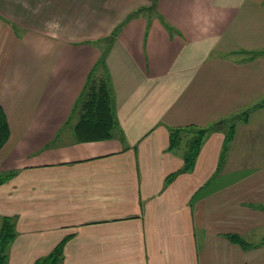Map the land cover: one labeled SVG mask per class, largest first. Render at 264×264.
<instances>
[{"label":"crops","instance_id":"crops-1","mask_svg":"<svg viewBox=\"0 0 264 264\" xmlns=\"http://www.w3.org/2000/svg\"><path fill=\"white\" fill-rule=\"evenodd\" d=\"M108 1L0 0L7 264H264V0ZM92 81L110 139L76 133Z\"/></svg>","mask_w":264,"mask_h":264},{"label":"trees","instance_id":"trees-1","mask_svg":"<svg viewBox=\"0 0 264 264\" xmlns=\"http://www.w3.org/2000/svg\"><path fill=\"white\" fill-rule=\"evenodd\" d=\"M77 104V103H76ZM84 114L76 126V133L80 140H106L112 138V133L115 127V121L112 114L110 94L105 81H101L98 85L92 86L87 100L84 101ZM248 115V113H245ZM179 131L172 135V145H175V140L178 137ZM206 130H201L194 138L190 153L186 158V168H191L199 153L200 145ZM234 130L232 129L226 137V145L232 140ZM10 138V127L7 116L0 106V150ZM13 174H0V185L8 180ZM15 226L9 218H4L0 231V264H7L6 250L8 246L15 240ZM235 242L245 245L243 239L237 235L230 236ZM64 243L58 245L55 251L46 257L36 261L35 264H59Z\"/></svg>","mask_w":264,"mask_h":264},{"label":"rangeland","instance_id":"rangeland-1","mask_svg":"<svg viewBox=\"0 0 264 264\" xmlns=\"http://www.w3.org/2000/svg\"><path fill=\"white\" fill-rule=\"evenodd\" d=\"M112 0H109L107 3H109V2H111ZM111 4H113V3H111ZM156 10V9H155ZM155 12V11H154ZM15 19H17V20H19L20 21V23H22V15L21 14H18L17 15V18H15ZM13 24H15V23H13ZM16 25V24H15ZM21 26H17L16 25V28H15V26H14V29H15V32H16V36L17 37H23L24 35H23V31L21 30ZM92 28V27H91ZM96 42V41H95ZM96 44V46H98L99 48H100V50H101V52H103L104 53V56L106 55V53H107V48H108V44H105L104 43V41H99V42H96L95 43ZM104 59H102V62L101 63H99V65H98V67H103L105 64H104ZM93 83L92 84H90L89 86H88V88L86 89V92H85V94H84V96H83V98H82V102L80 103V105L83 103V105H84V101L85 100H87V98H88V95H89V93H90V90H91V88H92V86H94V85H96V82H94V81H92ZM99 83L97 82V85H98ZM243 116H245V113L243 114ZM75 120H76V118H75Z\"/></svg>","mask_w":264,"mask_h":264}]
</instances>
